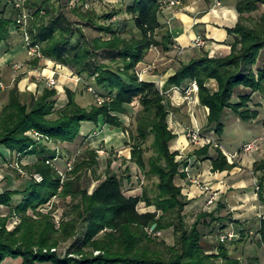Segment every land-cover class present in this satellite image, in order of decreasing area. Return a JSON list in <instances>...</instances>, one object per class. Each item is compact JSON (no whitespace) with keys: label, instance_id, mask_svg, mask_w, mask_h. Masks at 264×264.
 <instances>
[{"label":"trees","instance_id":"trees-1","mask_svg":"<svg viewBox=\"0 0 264 264\" xmlns=\"http://www.w3.org/2000/svg\"><path fill=\"white\" fill-rule=\"evenodd\" d=\"M60 1L27 0V4L37 7L34 15L40 17L41 13L49 15L51 2ZM260 5L264 6V0H236L238 21L227 30L234 36L229 55L211 57L201 52L188 62L180 63L162 91L154 82L142 80L137 74V66L151 48L160 46L166 52L171 45V35L159 22L163 7L160 0H128L125 12L139 36L134 33L130 37L122 36L126 23L121 28H114L112 24L98 25L99 32L108 37L95 38L81 46L70 43L72 32L69 28L57 29L56 20L48 25L34 24L30 31L31 45L39 47L45 58L75 67L79 76L93 78L102 91L100 96L104 102L81 107L75 101V93L65 89L67 103L56 109L57 91L54 89L44 88L39 95L28 94V101L17 88L10 91L9 103L0 114V148L11 155L16 154L19 160L36 157V162L25 168L41 174L43 179L40 183H26L23 189H5L0 194V205L9 207L21 218L20 224L10 232L5 228L7 219L0 218V264L8 258L19 259L20 264H261L257 255L245 262L232 257L226 241L218 240L217 245L211 247L204 244L199 226H205L208 217L212 221H223L219 217L213 218L211 212H200L191 226H186L184 211L190 200L183 194L177 179L184 181L187 178L188 160L176 161L178 152L170 150L176 135L167 123L173 108L166 94L173 87L196 82L199 104L208 109L207 126L217 137L223 133L222 118L226 110L241 121H255L259 111L250 107L252 97L254 94L264 96V60L260 65L258 63L264 51V15L253 25L246 24L249 18L245 15L256 12ZM4 13V10L0 12V44L8 38L9 27L14 22ZM115 15L117 12L102 17L112 20ZM81 17L95 25L93 12H85ZM159 31L162 33L158 40ZM102 50L115 53L109 64L97 62V52ZM210 80L216 83L215 91L206 86ZM235 94L236 101L233 100ZM131 106L140 110L136 115L135 132L129 134L121 117ZM84 123H93L97 128L119 129L128 134L131 143L129 161L147 178L157 179L152 196L146 190L140 196L125 195L122 179L110 170V162L106 177L91 194L81 188L78 180H63L46 164V160L54 159L55 154L44 142L73 143L80 136ZM33 132L43 139L37 140ZM149 137H152L153 156L146 161L143 146ZM211 148L212 145L207 144L195 150L193 166L198 160L210 159L213 173L236 167L219 147L211 157ZM94 157L95 153L91 152L88 161H82L72 173L94 164ZM0 158L5 161L2 152ZM253 170L261 173L258 197L264 203V162H255ZM18 196L22 201L13 207V197ZM55 197L70 199L58 229L50 213L38 211ZM141 203L155 207L156 211L139 212ZM219 207L224 209L225 205ZM28 211L37 218L30 216ZM228 223L240 225L234 220ZM81 225L83 232L75 246L63 255L51 251L79 235ZM153 225L155 228L151 230ZM169 229L174 236L172 245L156 236ZM245 232L241 228L240 243L247 240ZM257 234L258 243L264 248V212ZM210 249L216 252H210ZM95 251L99 254L94 255Z\"/></svg>","mask_w":264,"mask_h":264},{"label":"rangeland","instance_id":"rangeland-1","mask_svg":"<svg viewBox=\"0 0 264 264\" xmlns=\"http://www.w3.org/2000/svg\"><path fill=\"white\" fill-rule=\"evenodd\" d=\"M165 4H168L167 1L165 2ZM127 5L128 0H61L58 3H50L49 15H42L41 13L40 17H36L34 15V12L36 11L37 7L32 5L29 6L27 4V0H0V12L4 10L5 17L14 20L13 24H11L9 27L10 34L8 38L5 42H2L0 44V55H11V59H8L6 64L2 66V68H0V114L4 107L9 103V94L13 88H17L19 92H22L25 98L24 100L28 101V94H41L42 91L37 92L36 87L38 84L43 83V81L45 82L44 88H50L57 91L56 107L59 104V95L61 93L65 94V89H69L75 93V101L81 107H89L93 104L101 105L104 100L102 99V101L98 102L96 100V96H99L101 98L100 93L102 91L99 87L96 86L94 79L87 78L85 75H77L75 72V67L64 66L52 59L45 58L42 55L39 47L31 45L30 31L34 24L48 25L52 20H56L57 29H60V27L69 28V30L72 32L70 43H78L81 46H83L85 43H89L92 39L100 37L105 39L108 37V35H106L105 33L99 32V30L97 29L98 25L106 26L108 24H112L114 28H119V26L121 28V25L126 23V25L123 27L124 31L122 36L130 37L133 33L134 35L139 36V33L136 32L133 28L130 16L125 12V8ZM85 12H93L96 15L95 25H92L90 22H88L87 19H83L81 17V14H84ZM112 12H117V15H115L112 20H106L102 17ZM262 15H264V6L260 5L259 9L256 12L250 15H245V18H249L246 24L253 25L259 20L260 16ZM161 33L162 32L159 31V33L157 34L158 40L160 39ZM113 58H115V53H112L110 51L102 50L97 52L98 63L109 64ZM263 60L264 51L262 52L261 58L259 59V65ZM138 66L137 74L141 78L145 71H143L144 69H138ZM49 67L52 71L51 76L54 77V80L56 82V85L54 87H49L47 85V80L51 77H45V70ZM65 80L67 83H64ZM71 81L72 85L74 86L71 85L70 87L69 82ZM32 85L36 86L32 87ZM187 86L178 88L185 89L187 88ZM89 89H92V91H90ZM162 89L160 90L162 91ZM253 96L254 100H262L263 104L261 111H259V117L256 119L257 121H241L229 110H226L225 115L222 118L224 130L221 137L215 136L212 128H209L207 126V121L204 116L206 114L205 112V114H198L199 118L197 117V108H199L200 104L188 105L187 102L182 101V104L180 105H185L188 110L179 111L177 114L174 110H171L172 112H174V115L171 114L172 112L169 114L167 123L169 129L174 132V127L176 126L175 121H177L174 119H176V117H181L183 121L178 118L179 123L185 124V131L182 134L190 145L185 152H182V155L178 153L179 156H184V159H179L176 157V161L184 162L185 160H188V158L192 156L195 150H198L207 144L212 145V153L215 152L216 147H219L224 154L226 153L228 161L239 165V174L235 176L239 181L235 180L236 183L234 181L233 187H238L242 176H246L248 180L250 179L251 181H253V186L255 188L254 192L257 194V196L254 197V201L252 202L254 211L263 213L264 203L258 197V181L261 173H254L252 164H254V160L255 162H264V96H261L260 94H254ZM167 97L169 98L168 95ZM233 100H237L236 94ZM254 100L252 99V102L250 103L251 108L252 105L254 106ZM175 107L177 106L175 105ZM139 110V107L131 106L129 107L127 114L121 117L123 125L128 130L129 134L135 132L136 115ZM53 117H55V115L52 116V118ZM193 118H195L197 121H195L197 124L195 127H193L195 124ZM197 128L200 132V141H198L197 143L190 142L187 139L186 134L187 132ZM101 130L102 135L97 139L95 138L99 135H96V133L92 132V134L87 136L80 135L73 143H56L53 141L44 142L47 143L46 147L55 154V158L46 160V164L54 168V170L59 173L63 180H78L81 188L86 189L89 194H91L93 188L96 187L98 183L106 177L108 161H112L114 158H116V155L119 154L120 151L130 149L131 146L127 133L122 132L119 129H112L107 126H102ZM106 137H109L107 143L102 140ZM124 140L126 141V143H124ZM151 143L152 137H149V139L143 146L144 158L146 161L151 156H153ZM247 145H253V149H251L250 151H245V146ZM91 152L95 153V163L88 167L85 166L83 168H79L76 174L72 173V171L78 164H80L82 161H88ZM186 154L188 155V157ZM213 154L215 156V153ZM244 154H247L250 160H243ZM14 155L15 157L12 162L0 167V192L3 187H9V185L7 184V177L10 179L12 187L15 189L25 187L26 183L30 181L40 183L43 179L41 174L36 173L33 170L26 169L25 166H23L18 160H16L17 155ZM120 158L115 159L117 160V163L114 164L113 162L110 170L115 173L120 179H122L123 192L125 193V195L140 196L143 191L146 190L148 192V195L152 196V191L155 188L154 186L157 182V179L147 178L137 166L136 167L138 169H136L134 163L130 162V164L128 165L127 159L122 160V157L121 161ZM26 166L29 167L31 165ZM180 170H182V168ZM193 176L194 174H192L191 180H193ZM194 178V180L196 181L195 185L197 184L201 188L199 189V192H201L204 198L207 199L204 206L198 207L192 211H184L185 223L187 227L191 226V224L195 221L196 216L200 212L205 211L211 212L213 214V218H221L223 221L219 222L212 221L211 218L208 217L204 221L205 226H199V230L203 236L204 244L211 247L212 245H210L207 241L214 239L215 235L220 237L223 227L225 225H228V222H230V216L227 215L228 211H225V209H221L219 207L221 204L226 203L225 197L222 196L221 198H219V201H215L212 205H207V200L211 195H213L214 190L210 189V185H208L209 183L203 182V179H199L197 178V176ZM186 183L187 182L184 183L183 181L177 179V184L180 186L182 185V188H187ZM190 184L194 186L193 183ZM205 187L208 188L207 191L203 190ZM21 201L22 197H13V207L19 204ZM69 202V198L63 199L61 197H55L46 205L41 206L38 211L43 214L50 213V216L52 217L53 222L58 229ZM143 209L144 204H140L138 206L139 212H141ZM28 214L33 218H37L32 211H28ZM262 215L263 214H261L259 217H255L254 220H251L249 224L250 227H244V232L246 231L245 235L247 236V240L244 241L243 244L247 243L248 245L244 258L247 257L248 259L250 254L253 255V251L251 250V248H254L255 255L261 258V261L263 260L264 262V248L259 245V236L257 234L259 220ZM0 218L7 219L5 228L8 232L13 231L21 222L19 214H17L15 211H10L9 207L3 205H0ZM80 227L81 228H79L78 231L79 235L66 242L60 243L57 248H53L51 249V251L56 252L59 255H63L68 249L71 248V246H75L78 243V236H81L83 232L82 225ZM156 236H158L159 239L165 241L168 245H172L174 243V236L171 229L163 232H158ZM219 237L218 240H220ZM217 242H215V245H217ZM238 242L240 241L233 239L231 241H226L225 244L226 247L228 246L229 248L236 247V249H231V251L233 250L235 252L239 247L237 246ZM238 250H240V247ZM93 254L97 255L99 254V252L95 251L93 252ZM20 263L21 261L19 259L14 260L8 258L2 264Z\"/></svg>","mask_w":264,"mask_h":264},{"label":"crops","instance_id":"crops-1","mask_svg":"<svg viewBox=\"0 0 264 264\" xmlns=\"http://www.w3.org/2000/svg\"><path fill=\"white\" fill-rule=\"evenodd\" d=\"M160 1L162 2L163 7L159 15V22L171 35V45L169 46L167 52H164L161 47L150 49L144 61L138 66V69H144L143 71H145V73L141 77L142 80L154 82L159 89H162L167 79L172 76L179 68L180 63L188 62L189 60L199 56L201 52L208 53L211 57H225L229 55L231 44L234 41V36L229 35L227 33V30L232 29L235 26L238 21V14L235 9L236 0H182L180 5L173 7L165 4L167 0ZM196 37H202L206 40V45L202 50H197L191 47V43ZM10 56L11 55L8 56V54L0 55V68H2V66L6 64L8 59H11ZM45 74V77H51L52 71L50 67L45 70ZM65 82L66 80L64 81V83ZM44 83L45 82L43 81V83L37 85V92L42 91V89L45 87ZM69 83L71 87L72 81ZM33 86L35 87L36 85H32V87ZM185 86L187 85L184 84L182 87ZM206 86L211 91L216 90L215 82L212 80L208 81ZM166 94L169 96V100L176 114L179 111L188 110L185 105H180L183 101L182 96L175 93L173 89H170ZM253 97L252 99L254 100ZM196 100L198 102L197 96ZM66 103L67 98L65 94L61 93L59 95V104L57 105L56 109L62 108ZM253 103L254 106L252 105V109L261 111L263 105L262 100H254ZM256 104L260 105V107H255ZM175 105L177 107H175ZM200 113H204L206 119L208 109L199 105V108H197V117ZM171 114L174 115V112H172ZM178 118L179 117H176V119H174L177 120L175 121L176 126L174 127L175 130L173 132L176 135V138L170 143V150L172 152H178L180 153V155H182V152H185L190 145L182 134L185 131V124L179 123ZM179 119L183 121L181 117ZM193 120L194 122L196 121L195 118H193ZM196 122L193 127L197 125ZM92 132L96 133V135H99L95 139L99 138L102 135L101 128H97L93 123H84L81 127L80 135L87 136L92 134ZM108 139L109 137H106L102 140L107 143ZM124 143H126L125 140ZM0 152H2L5 160L2 161V159L0 158V167L3 165H7L13 161L15 157L14 154L11 155L8 151L3 150L2 148H0ZM210 156L214 157V154L212 153V155L210 154ZM120 157H123L122 160L127 159V163L129 165L130 149L120 151L119 154L116 155V158H114L112 161L109 160L108 162H110V169L113 165V162L114 164L117 163V160L115 159H119ZM183 157L184 156H179V154L177 156V158L179 159ZM16 160H18L23 166H26L34 164L37 159L36 157L31 156L24 157L19 160L17 156ZM195 160L196 157L193 155L188 158V167L186 168L187 178L183 181L184 183L187 182L189 184L188 185L186 183V189L182 188L183 194L188 200H190V203L185 208V211H192L198 207L205 205L207 198L205 199L202 193L199 192V189H201L200 186H198L197 184L195 185L194 183L196 182L194 180V177L197 176V178L203 179V182L209 183V188L214 190L213 194L216 196V201H219V198H221L222 196L225 197L226 203L224 204V209L225 211H228L227 215L230 216V220L237 221L240 224L235 225L228 223L226 229L221 231L222 234L220 235V237L231 235V238L226 239L225 241H231L233 239L239 240L241 228H247L251 220H254L255 217H259L261 214H263L262 212L254 211L252 202L254 201V197L257 196V194L254 192L255 188L253 186V181H251L250 179L248 180L246 176H242L240 184H238L237 188H234V181H239L237 180L238 178L235 177L237 176V174H239L240 171L238 170V164H236V167L230 171L213 173L211 171L212 166L210 159L205 161L198 160L196 165L193 166ZM243 160L248 161L250 160V158L247 154H244ZM253 162L255 163V160ZM134 166L136 167V165ZM136 169L138 168L136 167ZM192 174H194L193 180H191ZM6 179L9 187L2 186L3 189L1 190V192H3L5 189H15L12 187L10 179L8 177ZM190 183H193L194 186H192ZM94 189L95 187L93 188V190ZM155 211V207H147L144 204V209L141 211V213ZM218 237L219 236L215 235L214 239L207 242L213 246L215 245V242L218 241ZM237 246L240 247V250H238L239 247L235 252L232 250L234 253L231 251V249H236V247L229 248L227 246V249L232 257H236L242 262H245L247 257L245 256L246 258H244V255L246 253L248 245L247 243L243 244V242H238ZM251 250L253 251V255L250 254L248 258L256 256L254 253V248H251ZM210 252L216 251L210 249ZM260 263L264 264L263 260L261 261V258Z\"/></svg>","mask_w":264,"mask_h":264},{"label":"built area","instance_id":"built-area-1","mask_svg":"<svg viewBox=\"0 0 264 264\" xmlns=\"http://www.w3.org/2000/svg\"><path fill=\"white\" fill-rule=\"evenodd\" d=\"M181 2H182L181 0H169V1H167V3H168L167 5L176 6V5H180ZM205 45H206V40L203 39L202 37H196L191 43V47L194 49H197V50H202ZM35 48H37V47H35ZM47 85L49 87H54L56 85V82H55L53 76H51V78H49L47 80ZM89 90L92 91V89H89ZM173 90L175 93L181 95L183 98V102H187L188 105L198 104V102L196 100V96L198 93V85L196 82H191L187 86V88H185V89L175 87V88H173ZM96 100L98 102H100V101H102V98H100L99 96H96ZM199 133H200L199 129H193L192 131L187 132L186 137L190 142L197 143L198 141H200V134ZM33 136L37 140H40L41 138H43L38 133H33ZM251 149H253V145L245 146V151H250ZM36 180H37V178H36ZM204 190L207 191L208 188L205 187ZM215 201H216V196L213 194L208 198L207 205H212ZM230 238H231V235L221 236L220 241L224 242L226 239H230Z\"/></svg>","mask_w":264,"mask_h":264},{"label":"water","instance_id":"water-1","mask_svg":"<svg viewBox=\"0 0 264 264\" xmlns=\"http://www.w3.org/2000/svg\"><path fill=\"white\" fill-rule=\"evenodd\" d=\"M155 228V225H153L152 227H151V230H153Z\"/></svg>","mask_w":264,"mask_h":264},{"label":"bare ground","instance_id":"bare-ground-1","mask_svg":"<svg viewBox=\"0 0 264 264\" xmlns=\"http://www.w3.org/2000/svg\"><path fill=\"white\" fill-rule=\"evenodd\" d=\"M215 12V11H214ZM217 12V11H216Z\"/></svg>","mask_w":264,"mask_h":264}]
</instances>
